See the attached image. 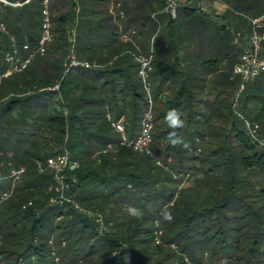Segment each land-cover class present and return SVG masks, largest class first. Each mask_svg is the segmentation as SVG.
Segmentation results:
<instances>
[{"label":"trees","instance_id":"1","mask_svg":"<svg viewBox=\"0 0 264 264\" xmlns=\"http://www.w3.org/2000/svg\"><path fill=\"white\" fill-rule=\"evenodd\" d=\"M5 1L0 72L7 70L13 39L24 59L39 49L45 11V0ZM47 1L53 39L44 55L36 54L25 71L8 79L10 93L0 101V169L5 175L11 168L26 169L0 204V264H264V144L258 140L264 141V74L244 86L240 115L227 103L210 108L184 81L176 98L165 103L166 112L152 98L155 156L120 148L107 114L124 118L134 136L150 107L136 60L140 54L130 48L149 57L156 35L167 71L158 74L153 67L150 84L160 75L162 94L171 76V52L185 48L197 27H206L197 19L205 15L199 1L181 4L179 19H173L169 0H156L157 24L135 33L134 43L114 31L110 0ZM209 1L227 6L232 36L221 41L235 84H242L230 50L237 47L235 34L241 32L243 42L250 20L264 15V0ZM71 55L91 67L64 75ZM58 83L60 90H51ZM59 101L61 109H54ZM172 110L182 127L166 122ZM250 122L258 126L257 137L246 126ZM172 132L190 147L174 146ZM209 139L212 147H203ZM65 153L79 167L65 172L67 188L55 190L47 160ZM62 196L70 202H51Z\"/></svg>","mask_w":264,"mask_h":264},{"label":"built area","instance_id":"2","mask_svg":"<svg viewBox=\"0 0 264 264\" xmlns=\"http://www.w3.org/2000/svg\"><path fill=\"white\" fill-rule=\"evenodd\" d=\"M183 1L184 0H169L167 10L173 19L177 18L180 5L185 3ZM0 3L9 4L5 0H0ZM47 3L48 1L45 0L43 33L39 44V49L34 52H30L29 56L24 59L20 55V51L13 39V49L6 54L5 58L8 67L0 77V85L2 84L4 79H9L16 74L25 71L36 54H45L46 45H48L53 39L51 32L52 22L47 10ZM250 24L251 32L246 38L247 42L245 43V45H243V43L241 42V33H236L234 38V45L243 49L241 62L237 64L233 70L234 75L236 77H239L242 81V89H244V86L247 83L254 81L260 75L264 74V15L251 19ZM6 31V26L3 23H0V32L6 33ZM24 49L26 51L30 50L28 45L24 46ZM136 60L140 64V75L144 81L148 93V103L150 105L149 109L144 115L141 126V133L136 138H131L126 129L124 119L116 120L111 115V113L107 114V121L110 123L111 127L118 136V146L120 148L129 149L136 153L153 158L154 153L152 151V144L154 141L155 115L153 111V99L151 97L150 84V77L151 73L153 72V49H151V55L149 57L138 56L136 57ZM77 67L88 69L91 67V65L88 62H80L74 55H71L69 56V61L65 64L64 75H66L70 69ZM60 87L61 83H58L51 90L59 91ZM247 127H249V124H247ZM108 149L113 150L114 147L110 145ZM39 167L41 172L45 171L42 163H39ZM78 167V163L73 161L69 155H60L47 160V168L52 170L57 178L61 179L65 178V172ZM25 173L26 169L24 167H21L19 169L11 168L9 169L7 175H5L0 169V204L8 200L12 196L16 184L20 181ZM7 181H10V186L7 189H2L1 185L5 184V182Z\"/></svg>","mask_w":264,"mask_h":264},{"label":"rangeland","instance_id":"3","mask_svg":"<svg viewBox=\"0 0 264 264\" xmlns=\"http://www.w3.org/2000/svg\"><path fill=\"white\" fill-rule=\"evenodd\" d=\"M148 0H110V10H111V15L113 16V28L114 31L119 35L120 39H123L124 42L130 41V42H134L133 38L135 36V33H137L138 31L141 30H146V29H150L152 28L155 24H157V17H158V4H156V0H150L148 2H151L152 4L150 5L149 3H147ZM199 1V7L201 8V10L204 12V14L206 15H198L200 17H197L198 20L202 21V23L200 24H206V27L204 26H199L198 31H196V36L194 37V39L191 38L190 41L186 42L185 44V48L189 50L191 53L195 54V50L197 51V54L200 55L199 57L202 60H206L208 59V50L209 47H211L215 41L216 36L218 35V31H225L226 34L231 35V29L228 26V20L232 21L230 18H226L225 20H221V19H216L214 16H216L217 14H223V12H221L220 6L219 5H215L214 3L210 2L209 0H198ZM183 2H187V0H184ZM182 2V3H183ZM18 6V5H17ZM139 8V9H138ZM168 11V10H167ZM179 14H180V10L178 11V19H179ZM216 20V21H215ZM217 27H220V29H218ZM222 27H226L225 30H222ZM218 29V30H217ZM231 30V31H230ZM195 33H192V37ZM155 41V42H154ZM157 41L156 40V35L153 36V38L151 39V43H150V48L153 49V59L155 60L153 67H155V72L158 74H161V72L163 71H167V67L160 63V61H162L161 59V52L159 51V48L157 47ZM150 42V41H149ZM196 47V49H195ZM150 49V50H151ZM181 49V48H180ZM176 50V52H171V59L173 58L174 61H171L170 59V63H171V71L170 73L173 72L174 68H176V61L178 60L180 62V66H182L181 68H185V66L187 67L184 71L187 72L188 68L193 65V63H190L188 61V52H186V56L184 51L181 52L182 50ZM234 51H236L237 53L240 51L239 47H236L235 49H232ZM22 52V50H21ZM132 55H139L141 56V52L138 48H136V46H134L133 48H130V51ZM206 53H208L206 55ZM30 52H27L26 55L27 57L29 56ZM138 57V56H137ZM222 62V60L220 61ZM174 66V68H172V66ZM1 69V66H0ZM5 72V71H4ZM4 72H0V77ZM185 73V72H184ZM228 75V73H227ZM234 77V76H233ZM159 78H161V76H157V79L152 78L151 79V88L153 90L152 93V98L155 100V103L157 104V106H159V109L162 110L163 112H166L167 107L165 106V103L169 100L168 99V95H161L160 94V90L158 88V85L156 83V80H158ZM234 79V78H233ZM228 80V79H227ZM229 83V82H226ZM12 85V82L8 79H4L2 84L0 85V99H2L3 97L7 96L10 89V86ZM231 87V91L226 94V98H227V104H231L232 105V109L235 113H237L238 115H240L239 113H241V107L242 104L240 102V94H242L241 92L243 91L241 84H237V85H232ZM164 88L167 90L173 88L172 86V82H168L164 85L163 87V91L165 92ZM213 90H210L209 93L213 94ZM160 95V96H159ZM60 99V98H59ZM217 98H214V100ZM163 100V101H162ZM162 101V102H161ZM212 105H210L209 107L211 108V106L213 107L215 105V103H211ZM61 103L59 102H55L53 104V108L54 109H61L60 106ZM252 106V105H251ZM242 114V113H241ZM13 116L17 117V112H13ZM214 122V121H213ZM216 125H220V126H225V124L223 123V121H215ZM250 122V126L249 131L252 135H254L255 137H257L258 134H255L254 131H258V126L257 128H253L251 126ZM249 124V123H248ZM255 124V123H253ZM214 125V124H213ZM247 126V124H246ZM10 132V130H8V133ZM141 133V127H138L136 133L134 136H129L131 138H136L137 136H139ZM11 136V135H10ZM211 139H213V136H209ZM211 139H209V144L208 146H203V147H212L211 144ZM259 142L264 144V141L259 139ZM64 155H68L67 153H65ZM155 156V155H154ZM54 180L56 182L55 187H53V189L55 190H60L65 189L68 187L67 182L64 179L61 178H57L56 176L54 177ZM10 181L5 182V184L3 185H7V188L10 186ZM190 183L185 182V185H189ZM3 185H1V187H3ZM52 203L56 204V203H63V202H70L69 199L65 198L64 196L60 197V200H58L57 198H54L52 201ZM159 242L161 243V240L158 239ZM157 242V241H156ZM158 244V243H157Z\"/></svg>","mask_w":264,"mask_h":264},{"label":"crops","instance_id":"4","mask_svg":"<svg viewBox=\"0 0 264 264\" xmlns=\"http://www.w3.org/2000/svg\"><path fill=\"white\" fill-rule=\"evenodd\" d=\"M212 3H214L215 5H219L221 12H223V14H217L214 17L216 19L225 20L226 18L224 17V14L227 10V6L221 3H218V2H212ZM217 28L220 29V27H217ZM225 35H226L225 31L224 32L223 31L220 32V30L218 31V35L216 36L213 45L209 47V50H208L209 54L206 53V55L207 54L209 55L207 61L202 60L199 57L200 55L197 54L196 50H195L196 55H194L189 50L181 48L180 50H182L181 52L184 51L185 56L189 54L188 61L190 63H193V65H191L186 72L184 70L187 67L185 66V68H181L182 66H180V62L177 60L175 64L176 68L171 73L170 80H169V82H172L173 88L169 90L168 89L166 90L164 88L165 92L162 89L163 92L161 95L163 94L164 96L168 95V99H169L168 101L170 100L173 101L178 95V90L182 86V83L184 81H187L191 85V88L193 89L194 94L199 99L206 101V103H208L209 105H212L211 103H215L217 105H220L222 103H227V98L225 96L231 91L230 86L236 85L235 84L236 79L232 76V71H231L230 66L227 65V58L225 57V54L227 52L226 44L221 41V37ZM231 38L233 39V37ZM245 38L243 39V42H242L243 45H245V43L247 42ZM234 49L236 50V47H234ZM239 50L240 51L238 53L234 50H230L231 58L232 60H234V63H233L234 66H236L237 64L241 62V59L243 56V49L239 47ZM186 52L188 53L186 54ZM263 53H264V49H263ZM213 60H218V62L214 63L212 62ZM221 60L222 62H220ZM171 61H174V59L172 58ZM204 63L206 64L204 65ZM226 82H229V83H226ZM156 83L158 84V82ZM210 90L214 91L213 94L209 93ZM214 98H217V99L214 100ZM0 101H3V99H0ZM218 118L219 117L217 118L215 117L214 119H218Z\"/></svg>","mask_w":264,"mask_h":264},{"label":"clouds","instance_id":"5","mask_svg":"<svg viewBox=\"0 0 264 264\" xmlns=\"http://www.w3.org/2000/svg\"><path fill=\"white\" fill-rule=\"evenodd\" d=\"M165 119L169 127L171 128L183 126V121L180 119V114L176 110L170 111ZM169 139L174 146L179 143L182 144L184 148L190 147V145L186 141L182 140L181 138H176L175 132L169 134ZM165 219L171 220L172 217L170 214H168L165 216Z\"/></svg>","mask_w":264,"mask_h":264}]
</instances>
